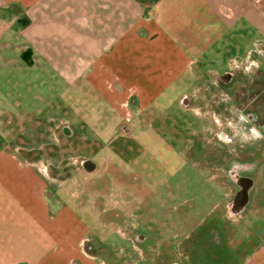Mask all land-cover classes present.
Masks as SVG:
<instances>
[{
	"label": "rangeland",
	"instance_id": "374dc122",
	"mask_svg": "<svg viewBox=\"0 0 264 264\" xmlns=\"http://www.w3.org/2000/svg\"><path fill=\"white\" fill-rule=\"evenodd\" d=\"M250 14L255 24L241 20L221 40L209 41L213 44L203 54L201 72L206 86L197 87L201 92L188 98L190 108L182 106L178 93L163 96L136 120L130 113H120L91 86L72 85L58 72L1 71L0 98L6 97V103L22 97L25 107L28 95L38 98L43 125L37 129L30 120L23 127L26 119L14 120V137L19 141L24 137L30 148L19 153L35 161L47 176L46 200L53 212L65 205L72 212L70 221L85 224L86 231L79 227L74 231L82 248L94 257V264H169L172 260L187 264L183 253L193 242L183 236L189 228L187 222L190 228L196 222L205 223L199 230L207 235L204 243L210 248L203 260L191 256L194 264H241L251 247L264 239V218L249 209L242 216L222 218L224 227L234 229L230 236L222 229L218 233L222 243H212L208 230L214 205L228 201L220 194L213 196L220 174L215 167L198 162L192 166L184 161L187 157L177 155L178 149L185 151L200 137L205 143V136L213 134L220 108L218 98L209 92L218 90L211 82L220 74L236 64L243 69L241 73L249 72V80L264 78V0H249ZM207 41L204 34V40L198 42ZM7 78L15 84L8 85ZM23 129L28 130L24 136L19 134ZM6 139L0 127V145ZM213 144L215 141L210 148ZM86 159L95 163L94 167L88 165L92 170L82 164ZM254 176L263 182V169ZM255 192L250 206L257 205ZM170 193L174 195L169 198ZM160 223L167 229L162 231L159 226L158 232L153 231ZM137 233L151 239L139 245ZM44 239L51 241L49 232Z\"/></svg>",
	"mask_w": 264,
	"mask_h": 264
},
{
	"label": "crops",
	"instance_id": "0c3cea01",
	"mask_svg": "<svg viewBox=\"0 0 264 264\" xmlns=\"http://www.w3.org/2000/svg\"><path fill=\"white\" fill-rule=\"evenodd\" d=\"M249 16V0H0V74L58 72L72 85L91 86L136 120L163 96L178 93L190 108L185 101L206 86L201 72L209 41L221 40L241 20L255 24ZM204 34L207 44L198 42ZM37 99L28 95L23 107L22 97L9 103L0 98V127L7 135L0 145V264H94L74 231H86L85 224L70 221L65 205L53 212L47 176L19 153L30 148L24 137H14V120L26 119L23 127L30 120L37 129L43 125ZM260 200L249 209L264 216V195ZM251 248L241 264H264V239Z\"/></svg>",
	"mask_w": 264,
	"mask_h": 264
},
{
	"label": "flooded vegetation",
	"instance_id": "af4514ba",
	"mask_svg": "<svg viewBox=\"0 0 264 264\" xmlns=\"http://www.w3.org/2000/svg\"><path fill=\"white\" fill-rule=\"evenodd\" d=\"M233 67L220 74L214 81L213 87L218 88L217 91L214 90V95L219 100L220 109L216 116L217 126L213 128V134L205 136V143L200 142L201 137L190 142L188 149L185 150L188 155L182 149L177 150V155L182 159L187 157L188 160L184 161H188L192 166L198 162L210 168L215 167L216 172L220 174V181L214 183L216 189L213 196L220 194L223 198L227 197L228 201L223 205H221L222 201H219L220 203L215 204L212 211L208 238L214 244L222 243L218 235L222 229H226L229 236L230 231L234 229L231 226L224 227L222 218L227 215L242 216L249 213V206L253 200L252 192L255 189L257 198L260 199L264 195V180L260 182L254 176L261 168L264 172V78L249 80V72L241 73L240 70L243 69L236 64ZM238 73L241 75L239 76ZM242 76L245 79L241 78ZM185 104H189L188 100ZM213 141L216 144L210 148V143ZM89 164L95 166V163ZM221 180H224V184ZM173 195L170 193L167 197L170 198ZM257 204L261 206L262 202L257 200ZM186 224L189 228L183 236L186 240H193V242L187 246V252L183 253V256L187 264H194L195 261L191 260V256H197L198 259L203 260L210 248L204 243L207 235L201 229L199 230L200 227L205 226V223L196 222L191 228L189 222ZM159 226L165 227L160 223L153 231H159ZM135 238L139 245L151 239L142 233H137ZM176 247L180 249L181 245ZM181 261L172 260L169 264H182ZM113 263L123 264L120 261Z\"/></svg>",
	"mask_w": 264,
	"mask_h": 264
},
{
	"label": "water",
	"instance_id": "95a60500",
	"mask_svg": "<svg viewBox=\"0 0 264 264\" xmlns=\"http://www.w3.org/2000/svg\"><path fill=\"white\" fill-rule=\"evenodd\" d=\"M91 162L90 159H86L82 161V164L86 166L89 170H92V167H88V164Z\"/></svg>",
	"mask_w": 264,
	"mask_h": 264
},
{
	"label": "trees",
	"instance_id": "16d2710c",
	"mask_svg": "<svg viewBox=\"0 0 264 264\" xmlns=\"http://www.w3.org/2000/svg\"><path fill=\"white\" fill-rule=\"evenodd\" d=\"M24 57H25V59L28 60V53H27V52L24 54ZM29 61H30V60H29Z\"/></svg>",
	"mask_w": 264,
	"mask_h": 264
},
{
	"label": "built area",
	"instance_id": "2783aa9c",
	"mask_svg": "<svg viewBox=\"0 0 264 264\" xmlns=\"http://www.w3.org/2000/svg\"><path fill=\"white\" fill-rule=\"evenodd\" d=\"M128 119V118H127Z\"/></svg>",
	"mask_w": 264,
	"mask_h": 264
}]
</instances>
